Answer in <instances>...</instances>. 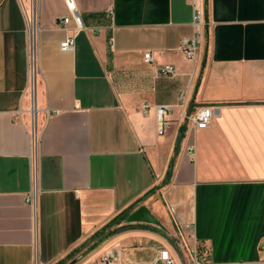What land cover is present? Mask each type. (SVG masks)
Listing matches in <instances>:
<instances>
[{
  "label": "crops",
  "instance_id": "1",
  "mask_svg": "<svg viewBox=\"0 0 264 264\" xmlns=\"http://www.w3.org/2000/svg\"><path fill=\"white\" fill-rule=\"evenodd\" d=\"M74 1L84 28L63 52L76 28L62 25L65 0H0V264H64L87 243L77 264L108 253L112 264H155L164 250L194 264L195 245L209 249L208 264H264V0H203L194 61L181 51L194 35L188 0ZM159 106L172 107L162 135ZM203 106L214 118L197 129L187 117ZM140 207L157 224L128 223ZM126 210L112 230L130 228L94 238Z\"/></svg>",
  "mask_w": 264,
  "mask_h": 264
},
{
  "label": "built area",
  "instance_id": "2",
  "mask_svg": "<svg viewBox=\"0 0 264 264\" xmlns=\"http://www.w3.org/2000/svg\"><path fill=\"white\" fill-rule=\"evenodd\" d=\"M191 2L194 15H193V28L194 35L191 37H185L181 41V51L183 52L186 59L194 61L196 60L199 45L202 38V30L206 27L205 19V7L203 0H188ZM67 8L69 9L71 16L63 18L61 20L63 27L74 21L76 28L72 35H68L65 40L61 43L60 49L63 52H71L75 49V38L76 35L83 30V22L81 17L78 15L77 7L74 0H65ZM27 33H28V85L29 90L33 91L34 79L37 73V46H36V26L34 25V14H27ZM144 60L146 62H153L152 53L148 51L144 55ZM159 73L163 76H173L176 74V69L173 65H162L159 67ZM172 107L159 106L156 109V114L160 124L159 134L164 133L165 119L164 115L170 112ZM149 112V106L147 104L143 105V113L147 114ZM48 113V112H47ZM215 108L211 106H203L194 115L188 116L187 119L197 128L206 129L212 123L214 118ZM37 146L38 141L35 135H33V148L31 154V190L27 196V201L35 204L37 198L39 197L40 190L38 188V163H37ZM209 249L199 250L198 245L192 248L191 255L193 257L194 264H208L209 263ZM113 256L112 253H108L101 259L102 264H112ZM155 264H177L175 259L171 256L168 250L161 251L159 259ZM186 264V263H180Z\"/></svg>",
  "mask_w": 264,
  "mask_h": 264
},
{
  "label": "trees",
  "instance_id": "3",
  "mask_svg": "<svg viewBox=\"0 0 264 264\" xmlns=\"http://www.w3.org/2000/svg\"><path fill=\"white\" fill-rule=\"evenodd\" d=\"M179 144H180V139L177 142V149H176L177 151H178ZM173 166H174V159L170 163V167H169V170L167 172V175H166L164 181L162 182V184L158 188H162L163 186H165L166 184L169 183L170 178L172 176ZM128 216H129V211L128 210L122 212L120 215L115 217L110 223H108L104 228H102L99 232H97L94 235V238L95 237H100L101 242H103V240H105L107 238H110L111 236L121 232L122 230H126V229L130 228V227L123 226V227L115 228V229L112 230V228L114 226L120 225L122 222H125ZM136 228H141V229H145V230L155 231V229L150 228L148 226L147 227L146 226H139V227H136ZM199 250H201V248H199ZM59 264H63V263L61 262Z\"/></svg>",
  "mask_w": 264,
  "mask_h": 264
},
{
  "label": "water",
  "instance_id": "4",
  "mask_svg": "<svg viewBox=\"0 0 264 264\" xmlns=\"http://www.w3.org/2000/svg\"><path fill=\"white\" fill-rule=\"evenodd\" d=\"M127 222L128 223L148 222L152 224H157V221L150 215V213L147 211L145 207L141 208L140 210L130 215L129 218L127 219ZM79 260L80 257L76 258L74 261H72L69 264H77Z\"/></svg>",
  "mask_w": 264,
  "mask_h": 264
},
{
  "label": "rangeland",
  "instance_id": "5",
  "mask_svg": "<svg viewBox=\"0 0 264 264\" xmlns=\"http://www.w3.org/2000/svg\"><path fill=\"white\" fill-rule=\"evenodd\" d=\"M141 208H143V207H140L136 211L140 210ZM134 213H135V211H134ZM88 245L89 244L87 243L83 247L76 249L70 255L66 256L65 257L66 260L64 261V264H69L72 261H74L78 256H80L84 252V250L87 248Z\"/></svg>",
  "mask_w": 264,
  "mask_h": 264
}]
</instances>
